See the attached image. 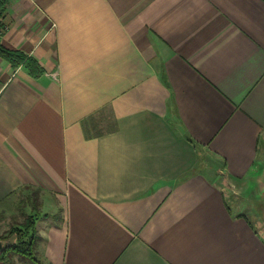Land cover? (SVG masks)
Listing matches in <instances>:
<instances>
[{
  "label": "crops",
  "instance_id": "0c3cea01",
  "mask_svg": "<svg viewBox=\"0 0 264 264\" xmlns=\"http://www.w3.org/2000/svg\"><path fill=\"white\" fill-rule=\"evenodd\" d=\"M4 3L41 71L0 57V203L39 189L38 258L264 264L227 188L264 165V0Z\"/></svg>",
  "mask_w": 264,
  "mask_h": 264
},
{
  "label": "rangeland",
  "instance_id": "374dc122",
  "mask_svg": "<svg viewBox=\"0 0 264 264\" xmlns=\"http://www.w3.org/2000/svg\"><path fill=\"white\" fill-rule=\"evenodd\" d=\"M247 179L250 180V185L241 186V184L246 185ZM227 188L228 200L232 210L245 213L264 234V165L262 162L260 168H255L254 173L246 177L241 183L227 186ZM32 205L35 206V211L31 210ZM38 205L39 195L34 201L32 190L24 187L14 191L5 201L0 203V236L1 238L4 236L0 239L1 245L7 242L8 237H5V235L9 229L19 227L26 215L35 212V226H39L41 218L38 219L37 217L42 216V210ZM59 215L60 210L57 209L54 216L57 218ZM49 218L51 219V217ZM35 256L38 258L36 253ZM5 264L28 263L20 261L16 255H12Z\"/></svg>",
  "mask_w": 264,
  "mask_h": 264
},
{
  "label": "trees",
  "instance_id": "16d2710c",
  "mask_svg": "<svg viewBox=\"0 0 264 264\" xmlns=\"http://www.w3.org/2000/svg\"><path fill=\"white\" fill-rule=\"evenodd\" d=\"M0 57L10 62L12 66L23 63L32 74L41 71L34 58L26 56L19 50L0 45ZM94 119V117H89L83 121L84 133L88 137L101 133L103 129L97 127L98 121ZM108 128H110V126ZM24 188L32 190V197L35 201L39 195V189L30 186H24ZM31 210L35 211L34 205H32ZM35 219L36 214L32 212L24 217L19 227H11L9 229L8 233L5 235V237H8L7 242L2 244L0 249L1 264H5L12 255H16L20 261L27 262L28 264H48L35 256V242L38 239L35 230ZM2 238H4V236H2ZM2 238L0 236V239Z\"/></svg>",
  "mask_w": 264,
  "mask_h": 264
},
{
  "label": "built area",
  "instance_id": "2783aa9c",
  "mask_svg": "<svg viewBox=\"0 0 264 264\" xmlns=\"http://www.w3.org/2000/svg\"><path fill=\"white\" fill-rule=\"evenodd\" d=\"M4 14H5V3L4 0H0V33L2 32L3 29Z\"/></svg>",
  "mask_w": 264,
  "mask_h": 264
},
{
  "label": "water",
  "instance_id": "95a60500",
  "mask_svg": "<svg viewBox=\"0 0 264 264\" xmlns=\"http://www.w3.org/2000/svg\"><path fill=\"white\" fill-rule=\"evenodd\" d=\"M0 248H1V244H0Z\"/></svg>",
  "mask_w": 264,
  "mask_h": 264
}]
</instances>
